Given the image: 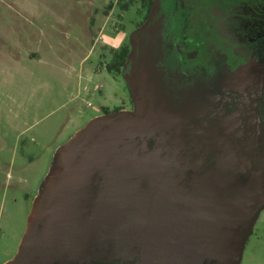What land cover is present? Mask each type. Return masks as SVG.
Listing matches in <instances>:
<instances>
[{
  "label": "water",
  "instance_id": "obj_1",
  "mask_svg": "<svg viewBox=\"0 0 264 264\" xmlns=\"http://www.w3.org/2000/svg\"><path fill=\"white\" fill-rule=\"evenodd\" d=\"M140 54L125 75L134 111L108 113L85 142L74 190L27 264L238 263L264 206L258 106L230 110L219 80L169 90L151 79V46Z\"/></svg>",
  "mask_w": 264,
  "mask_h": 264
},
{
  "label": "rangeland",
  "instance_id": "obj_2",
  "mask_svg": "<svg viewBox=\"0 0 264 264\" xmlns=\"http://www.w3.org/2000/svg\"><path fill=\"white\" fill-rule=\"evenodd\" d=\"M154 1L145 18L137 2L123 10L125 0H0V264L18 252L28 215L48 194L49 177L61 165L60 153L76 130L95 116L105 119L117 110L134 111L125 75L136 69H132L135 54L140 57L150 45L149 65L160 72L151 79L166 82L157 50L164 51L163 31L171 12L183 10V1ZM254 1V11L232 7L240 26L264 20V0ZM222 8L226 13L227 6ZM214 25L206 24L208 34L214 30L208 37L220 33ZM127 42L131 59L123 74L115 77L105 66ZM253 49L258 50L257 71L264 68V36ZM225 74L218 80H231ZM256 83L257 95L251 86L254 81L241 83L237 94L251 98L233 101L240 102L241 109L256 103L258 127L264 134V69ZM251 227L253 235L244 251L261 247L264 253V206L251 217Z\"/></svg>",
  "mask_w": 264,
  "mask_h": 264
},
{
  "label": "flooded vegetation",
  "instance_id": "obj_3",
  "mask_svg": "<svg viewBox=\"0 0 264 264\" xmlns=\"http://www.w3.org/2000/svg\"><path fill=\"white\" fill-rule=\"evenodd\" d=\"M182 1L183 10L171 12L169 25L163 31L164 51L157 50L160 71L168 77L164 84L175 92L203 90L215 80L218 82L219 75L226 76V72L231 80L222 77L223 83L220 78L219 82L224 84L221 92L230 99L226 101L229 109L235 110L239 106L234 102L240 99L236 97L239 92L229 89L228 84L235 79L239 84L255 83L263 74V67L255 70L259 59L258 50L253 47L264 36V20L255 22L257 24L246 21L245 26H240L232 11L235 6L242 8L243 12L254 11L252 5L256 3L254 0ZM223 5L227 6L226 13H223ZM209 21L210 25L215 23L217 29L220 27V33L208 37L214 32L213 29L209 34L206 31ZM206 60L210 62L207 64Z\"/></svg>",
  "mask_w": 264,
  "mask_h": 264
},
{
  "label": "bare ground",
  "instance_id": "obj_4",
  "mask_svg": "<svg viewBox=\"0 0 264 264\" xmlns=\"http://www.w3.org/2000/svg\"><path fill=\"white\" fill-rule=\"evenodd\" d=\"M104 120L103 116L90 119L75 133L65 150L60 153L61 165L47 185L48 194L34 204L28 215L27 228L18 255L4 264H27L29 252L44 248L46 231L53 229L64 200L69 192L74 190L72 187L76 179V161L81 165L80 158L84 157L83 146L87 140L99 134Z\"/></svg>",
  "mask_w": 264,
  "mask_h": 264
},
{
  "label": "trees",
  "instance_id": "obj_5",
  "mask_svg": "<svg viewBox=\"0 0 264 264\" xmlns=\"http://www.w3.org/2000/svg\"><path fill=\"white\" fill-rule=\"evenodd\" d=\"M136 2L140 4L141 9L145 10V18H148L152 12L154 6V0H125V2L122 4V9L128 10ZM130 51H131V46L129 45L128 42L125 45L121 46L116 51H114L111 61L107 63L105 66L106 70L115 77L122 75L124 66L128 61Z\"/></svg>",
  "mask_w": 264,
  "mask_h": 264
},
{
  "label": "crops",
  "instance_id": "obj_6",
  "mask_svg": "<svg viewBox=\"0 0 264 264\" xmlns=\"http://www.w3.org/2000/svg\"><path fill=\"white\" fill-rule=\"evenodd\" d=\"M82 128H80V129H82ZM80 129H77L76 132L79 131ZM252 235H253V230L250 232V234L247 238V241L245 243V246H246L247 242L250 241ZM262 247H264V242H263ZM245 251H246V249H245ZM245 251L243 250V252L241 253V256H240L237 264H264V253H262L261 247L259 249H255L253 251L251 250L250 252H247V251L245 252Z\"/></svg>",
  "mask_w": 264,
  "mask_h": 264
}]
</instances>
